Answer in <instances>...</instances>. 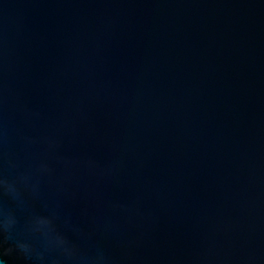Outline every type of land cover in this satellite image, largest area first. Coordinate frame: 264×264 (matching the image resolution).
Returning <instances> with one entry per match:
<instances>
[{
  "label": "water",
  "instance_id": "obj_1",
  "mask_svg": "<svg viewBox=\"0 0 264 264\" xmlns=\"http://www.w3.org/2000/svg\"><path fill=\"white\" fill-rule=\"evenodd\" d=\"M0 264H264V0H0Z\"/></svg>",
  "mask_w": 264,
  "mask_h": 264
}]
</instances>
